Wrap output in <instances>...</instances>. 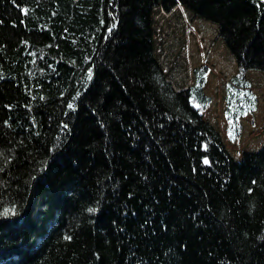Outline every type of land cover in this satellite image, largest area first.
Wrapping results in <instances>:
<instances>
[{"label": "trees", "instance_id": "trees-1", "mask_svg": "<svg viewBox=\"0 0 264 264\" xmlns=\"http://www.w3.org/2000/svg\"><path fill=\"white\" fill-rule=\"evenodd\" d=\"M178 6L236 63L235 141L264 0H0V264H264V129L235 156L203 115L209 67L173 87L153 12Z\"/></svg>", "mask_w": 264, "mask_h": 264}, {"label": "rangeland", "instance_id": "rangeland-1", "mask_svg": "<svg viewBox=\"0 0 264 264\" xmlns=\"http://www.w3.org/2000/svg\"><path fill=\"white\" fill-rule=\"evenodd\" d=\"M153 22L157 56L173 87L180 90V87L190 86L193 69L201 65L208 66L209 74L203 88L211 98V103L203 114L204 118L220 133L231 154L239 156L248 148L257 150L256 147L263 142L264 74L257 71L246 73L251 90L257 97V105L252 113L242 118L241 136L231 141L225 132L223 105L225 85L236 73L237 66L224 44L216 38V27L193 17L181 6L169 12L161 7L156 8Z\"/></svg>", "mask_w": 264, "mask_h": 264}, {"label": "snow or ice", "instance_id": "snow-or-ice-1", "mask_svg": "<svg viewBox=\"0 0 264 264\" xmlns=\"http://www.w3.org/2000/svg\"><path fill=\"white\" fill-rule=\"evenodd\" d=\"M254 99V98H253ZM69 107H72V105H69ZM207 163V161H205Z\"/></svg>", "mask_w": 264, "mask_h": 264}]
</instances>
